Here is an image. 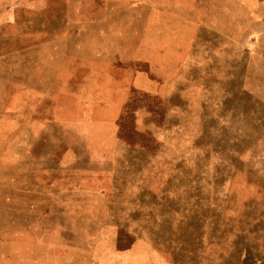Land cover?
Listing matches in <instances>:
<instances>
[{
    "label": "rangeland",
    "instance_id": "rangeland-1",
    "mask_svg": "<svg viewBox=\"0 0 264 264\" xmlns=\"http://www.w3.org/2000/svg\"><path fill=\"white\" fill-rule=\"evenodd\" d=\"M0 264H264V0H0Z\"/></svg>",
    "mask_w": 264,
    "mask_h": 264
}]
</instances>
